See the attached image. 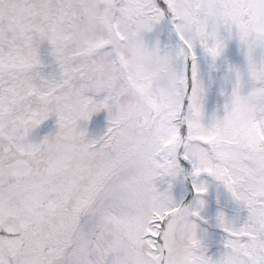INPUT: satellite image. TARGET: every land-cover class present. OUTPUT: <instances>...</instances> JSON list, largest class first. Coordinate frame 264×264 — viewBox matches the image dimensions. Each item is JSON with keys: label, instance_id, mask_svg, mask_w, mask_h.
Returning <instances> with one entry per match:
<instances>
[{"label": "snow or ice", "instance_id": "obj_1", "mask_svg": "<svg viewBox=\"0 0 264 264\" xmlns=\"http://www.w3.org/2000/svg\"><path fill=\"white\" fill-rule=\"evenodd\" d=\"M0 264H264V0H0Z\"/></svg>", "mask_w": 264, "mask_h": 264}, {"label": "rangeland", "instance_id": "obj_2", "mask_svg": "<svg viewBox=\"0 0 264 264\" xmlns=\"http://www.w3.org/2000/svg\"><path fill=\"white\" fill-rule=\"evenodd\" d=\"M47 126H45V128H46ZM219 238V233H218V230H217V239Z\"/></svg>", "mask_w": 264, "mask_h": 264}]
</instances>
